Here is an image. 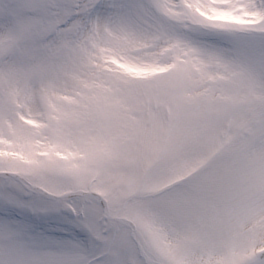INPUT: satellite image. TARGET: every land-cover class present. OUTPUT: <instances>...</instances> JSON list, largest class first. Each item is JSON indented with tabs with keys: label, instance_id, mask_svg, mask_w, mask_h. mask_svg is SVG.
Masks as SVG:
<instances>
[{
	"label": "snow or ice",
	"instance_id": "1",
	"mask_svg": "<svg viewBox=\"0 0 264 264\" xmlns=\"http://www.w3.org/2000/svg\"><path fill=\"white\" fill-rule=\"evenodd\" d=\"M0 264H264V0H0Z\"/></svg>",
	"mask_w": 264,
	"mask_h": 264
}]
</instances>
